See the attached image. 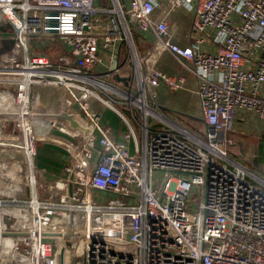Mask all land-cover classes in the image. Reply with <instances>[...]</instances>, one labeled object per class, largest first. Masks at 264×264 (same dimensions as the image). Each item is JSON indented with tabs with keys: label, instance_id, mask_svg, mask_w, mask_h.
<instances>
[{
	"label": "built area",
	"instance_id": "2783aa9c",
	"mask_svg": "<svg viewBox=\"0 0 264 264\" xmlns=\"http://www.w3.org/2000/svg\"><path fill=\"white\" fill-rule=\"evenodd\" d=\"M162 5L192 12L185 44L172 40L165 18L152 20ZM134 26L152 31L155 49L172 53L194 77L203 138L150 105L152 88H180L185 76L142 69ZM58 39L71 55L62 67L35 53L38 43L54 48ZM122 41L134 73L125 88L91 73L100 52L116 68ZM1 81L16 85L0 109L16 112L18 133L0 130V148L24 153L30 192L0 197V264H60L62 239L52 233L67 229L70 213L77 234L64 246L63 264H71V251L81 264H264V178L229 156L240 113L264 123V0H0ZM42 85L63 96L49 103ZM92 98L118 113L114 102L138 107L139 126L120 113L125 128L110 136L89 108ZM61 111H73L87 130L62 117L52 122L64 169L48 182L32 119ZM155 118L167 127L152 129ZM13 204L19 214L3 209Z\"/></svg>",
	"mask_w": 264,
	"mask_h": 264
},
{
	"label": "crops",
	"instance_id": "0c3cea01",
	"mask_svg": "<svg viewBox=\"0 0 264 264\" xmlns=\"http://www.w3.org/2000/svg\"><path fill=\"white\" fill-rule=\"evenodd\" d=\"M192 12L187 7H179L170 12L166 11L164 5L157 7L151 14L153 21L165 18L169 25V32L173 41L179 44H185L192 37L191 28ZM132 39L136 54L139 58L141 68L149 65L164 72L175 74L182 73L185 76L184 85L176 89H168L162 86L151 89L149 95H153V101L150 105L161 113L168 115L172 121L183 123L184 127L194 132L200 137H204L203 122L200 117V107L198 96L195 91L196 81L194 77L181 65L178 58L166 50H156V37L152 31H139L132 27ZM44 40V39H42ZM144 40V41H142ZM41 44V43H40ZM51 47H39L35 53L42 55L53 54L57 62L54 66H64L62 57L70 55L69 49L63 44H57ZM59 49V51H57ZM35 51V50H34ZM117 66L115 69L108 68V72L101 75H107L106 80L112 84L125 88L128 80L134 75L132 70V59L129 56L125 41L118 43L116 47ZM68 54V55H67ZM106 54V53H105ZM107 55V54H106ZM71 56V55H70ZM47 57V56H46ZM92 70V69H91ZM39 94L46 90L45 97L49 103H55L63 96V89L52 86L38 87ZM16 85L11 82H0V101H7L14 98ZM114 95V94H113ZM34 96V95H33ZM115 96V95H114ZM39 95L36 97V104L39 103ZM95 105V107H97ZM120 107L128 114V117L119 108L121 114L126 116L137 127L140 110L138 107L130 108L128 104H122ZM101 119L109 127V135L119 137L120 132L125 128V122L120 113L106 107H97L96 109ZM136 114V117L132 115ZM0 130L5 133H18V116L16 112L0 109ZM58 116L33 115L32 125L37 135V165L42 169L45 180L51 181L59 178L64 169V152L51 137L56 134V128L51 127L52 122L56 121ZM255 118L240 113L236 120L230 135L234 142L229 147V156L246 165L255 175L264 178V123H259ZM152 129L167 127L164 122L153 119ZM140 134V139H141ZM191 143V142H190ZM253 154V155H252ZM250 156L254 159L249 160ZM251 167V168H250ZM254 169H258V174ZM28 168L27 161L21 149L14 146H3L0 148V197H10L17 195L20 197L29 196V186L27 182ZM251 181L258 183L256 180ZM264 187V186H263ZM40 195L45 194L46 190H39ZM8 211L19 214L20 208L13 204L9 206ZM65 262V260H64Z\"/></svg>",
	"mask_w": 264,
	"mask_h": 264
},
{
	"label": "rangeland",
	"instance_id": "374dc122",
	"mask_svg": "<svg viewBox=\"0 0 264 264\" xmlns=\"http://www.w3.org/2000/svg\"><path fill=\"white\" fill-rule=\"evenodd\" d=\"M96 2H100V0H95V3ZM58 42H59V44H63V39H58ZM43 45V43H38V46L39 47H41ZM64 45L66 46V44L64 43ZM57 51H59V49L57 50ZM47 56V58L52 62V63H54V62H57L58 61V59H56L55 58V56L51 53V54H47L46 55ZM100 56H101V61L100 62H97L95 65H94V67L92 68V70H91V73L92 74H95V75H101V74H105V73H107L108 72V68H109V60H108V56L105 54V53H103V52H100ZM54 61V62H53ZM17 64H19V63H17ZM103 90H105V88H103ZM101 93V95L103 96V97H107V95L106 94H104L102 91L100 92ZM109 93H111V92H109ZM112 94V93H111ZM113 95V94H112ZM107 99V98H106ZM128 100V99H127ZM88 103H89V108H90V110H96L97 109V107H100V108H103V104L102 103H100L99 101H97V100H95V99H90V100H88ZM98 104V106L97 107H95V105H97ZM127 104H128V102H127ZM130 104V103H129ZM114 106H116L117 108H119V109H121L122 111H123V113L128 117V114L120 107V105H118L117 103H115L114 102V104H113ZM131 105H133L132 103H131ZM111 109V108H110ZM149 120L151 121V118L149 117ZM137 135H138V137H139V133L137 132ZM253 155V154H252ZM252 159H254V157H252V156H250V159L249 160H252ZM251 168V167H250ZM257 173L259 172V170L258 169H254ZM258 174H260V173H258ZM156 177H157V175L156 174H154V179L156 180ZM157 181V180H156ZM156 184H158V181L156 182ZM70 260H71V264H81V257L79 256V255H77V254H74V252H72L71 251V255H70Z\"/></svg>",
	"mask_w": 264,
	"mask_h": 264
},
{
	"label": "water",
	"instance_id": "95a60500",
	"mask_svg": "<svg viewBox=\"0 0 264 264\" xmlns=\"http://www.w3.org/2000/svg\"><path fill=\"white\" fill-rule=\"evenodd\" d=\"M76 104H77V101L74 104L72 110H74L76 108ZM72 112L71 113H67V112L61 111L59 113H50V114H45V115H47V116H56V117L58 116V117H62L64 119H66L71 126H73V127H78V126L79 127H82L83 132H85L87 129L85 127H83L82 125H80L78 123V121L73 118V115H72L73 113ZM80 143H81V139L78 142V147L80 146ZM72 162L73 163L75 162L74 156L72 157ZM68 183H69V190H70V193H71V175L69 177ZM2 234H14V232L4 231V232H2ZM52 234H56V235L61 236L62 243H61V247H60V257H59V259H60V264H63V251H64V246H65L67 240L71 236L77 234V230L73 226L71 213L69 215V221H68V227H67V229L65 231L60 232V233H52Z\"/></svg>",
	"mask_w": 264,
	"mask_h": 264
},
{
	"label": "bare ground",
	"instance_id": "6f19581e",
	"mask_svg": "<svg viewBox=\"0 0 264 264\" xmlns=\"http://www.w3.org/2000/svg\"><path fill=\"white\" fill-rule=\"evenodd\" d=\"M63 257H64V260H65V258H66V254L63 253Z\"/></svg>",
	"mask_w": 264,
	"mask_h": 264
}]
</instances>
